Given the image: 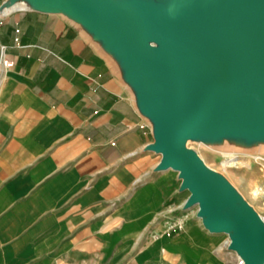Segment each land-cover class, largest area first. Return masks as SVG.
I'll return each mask as SVG.
<instances>
[{"label":"crops","instance_id":"0c3cea01","mask_svg":"<svg viewBox=\"0 0 264 264\" xmlns=\"http://www.w3.org/2000/svg\"><path fill=\"white\" fill-rule=\"evenodd\" d=\"M151 140L117 62L80 25L0 15V264H223L213 233L172 215L180 191L172 170L153 171Z\"/></svg>","mask_w":264,"mask_h":264},{"label":"water","instance_id":"95a60500","mask_svg":"<svg viewBox=\"0 0 264 264\" xmlns=\"http://www.w3.org/2000/svg\"><path fill=\"white\" fill-rule=\"evenodd\" d=\"M12 8L60 14L99 42L150 126L153 171H175L181 209L196 205L242 264H262L264 221L186 142L264 147V0H3L0 15Z\"/></svg>","mask_w":264,"mask_h":264},{"label":"rangeland","instance_id":"374dc122","mask_svg":"<svg viewBox=\"0 0 264 264\" xmlns=\"http://www.w3.org/2000/svg\"><path fill=\"white\" fill-rule=\"evenodd\" d=\"M234 142L238 143L233 144ZM186 146L193 149L202 159L204 164L222 175L242 196V198L254 209L264 216V200L261 190L264 188V147L262 143H248L243 139L220 138L211 141L188 140ZM174 186H178L176 172H172ZM258 189L257 195L253 191ZM187 196V191L182 190L176 195V207L172 215L179 217L186 214L189 219L196 220V207L181 209V201ZM180 231L178 225L168 229L169 236L176 235ZM216 238V246L220 251L223 264H238L237 255L226 248L228 239L224 233H213Z\"/></svg>","mask_w":264,"mask_h":264},{"label":"bare ground","instance_id":"6f19581e","mask_svg":"<svg viewBox=\"0 0 264 264\" xmlns=\"http://www.w3.org/2000/svg\"><path fill=\"white\" fill-rule=\"evenodd\" d=\"M22 4H23V2H20V3H17V6H22ZM233 144H238V143H236V142H234ZM257 192H258V189L257 188H255V190L253 191V193H254V195H257ZM259 193V192H258ZM195 207H196V205H194ZM193 206V207H194ZM261 216V215H260ZM263 220V219H262ZM238 264H242V261L241 260H239L238 259ZM262 264H264V262L262 263Z\"/></svg>","mask_w":264,"mask_h":264},{"label":"built area","instance_id":"2783aa9c","mask_svg":"<svg viewBox=\"0 0 264 264\" xmlns=\"http://www.w3.org/2000/svg\"><path fill=\"white\" fill-rule=\"evenodd\" d=\"M2 62V64L4 65V66H9L10 65V62H8V61H6V60H2L1 61ZM261 196L263 197V200H264V188L261 190ZM262 219H263V221H264V216L262 215V216H260Z\"/></svg>","mask_w":264,"mask_h":264}]
</instances>
